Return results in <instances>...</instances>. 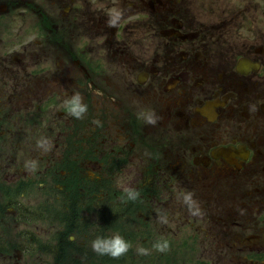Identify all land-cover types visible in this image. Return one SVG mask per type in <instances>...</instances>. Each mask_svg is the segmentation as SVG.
<instances>
[{"label": "flooded vegetation", "instance_id": "1", "mask_svg": "<svg viewBox=\"0 0 264 264\" xmlns=\"http://www.w3.org/2000/svg\"><path fill=\"white\" fill-rule=\"evenodd\" d=\"M0 258L264 264V0H0Z\"/></svg>", "mask_w": 264, "mask_h": 264}, {"label": "clouds", "instance_id": "2", "mask_svg": "<svg viewBox=\"0 0 264 264\" xmlns=\"http://www.w3.org/2000/svg\"><path fill=\"white\" fill-rule=\"evenodd\" d=\"M121 16L119 13L111 14L108 18L107 24L109 27H116L118 25ZM64 104L67 108L68 114L75 119H82L88 111L87 105L83 102V97L79 92L73 93L71 97L64 100ZM255 105L250 106V111H255ZM138 119H143L148 125L155 126L158 123L159 117L154 112H140L137 114ZM99 123V122H95ZM37 146L43 148L45 151H49L51 148V142L46 138L37 141ZM25 167L32 172L36 170V162H28ZM118 187H122L124 196L122 199L136 200L139 197V192L134 188L125 187L118 182ZM194 194L192 192H184L181 194L182 203L187 206L189 213L193 216H200L201 210L194 200ZM161 223H167L166 216L159 217ZM132 245L126 241L121 235L115 234L111 237H97L91 243L92 251L100 256H109L113 259H119L126 255ZM152 248L158 252H166L169 248V244L166 240L157 241L153 244ZM137 255L147 256L150 254L148 248L142 246L136 248Z\"/></svg>", "mask_w": 264, "mask_h": 264}, {"label": "rangeland", "instance_id": "3", "mask_svg": "<svg viewBox=\"0 0 264 264\" xmlns=\"http://www.w3.org/2000/svg\"><path fill=\"white\" fill-rule=\"evenodd\" d=\"M0 264H1V258H0Z\"/></svg>", "mask_w": 264, "mask_h": 264}]
</instances>
